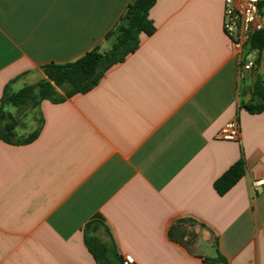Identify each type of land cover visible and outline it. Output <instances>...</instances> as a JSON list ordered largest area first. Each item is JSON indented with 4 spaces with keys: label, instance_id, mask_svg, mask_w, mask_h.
<instances>
[{
    "label": "crops",
    "instance_id": "1",
    "mask_svg": "<svg viewBox=\"0 0 264 264\" xmlns=\"http://www.w3.org/2000/svg\"><path fill=\"white\" fill-rule=\"evenodd\" d=\"M131 1L0 0V105L8 84L46 79L44 65L109 51ZM224 1L156 0L155 31L124 62L85 94L43 100L33 142L0 139V264H97L84 233L97 216L135 264H264V187L251 189L264 179V111L243 107L252 54L231 47ZM234 119L239 140L219 139ZM240 159L244 177L218 195ZM182 219L194 232L175 238Z\"/></svg>",
    "mask_w": 264,
    "mask_h": 264
},
{
    "label": "trees",
    "instance_id": "2",
    "mask_svg": "<svg viewBox=\"0 0 264 264\" xmlns=\"http://www.w3.org/2000/svg\"><path fill=\"white\" fill-rule=\"evenodd\" d=\"M156 0H132L115 27L107 34L113 38V45L109 51L102 52L99 47L88 51L77 60L66 64H47L42 67L46 79L32 85H26L17 92H13L8 84L3 92L0 105V139L8 144L25 145L33 142L40 134L43 118L39 112V105L43 100L54 103L62 102L66 98L77 94H85L93 89L104 74L135 52L140 45L142 34L152 35L155 31L149 12ZM262 8V5H261ZM264 15V8H263ZM248 49L255 55L252 70V100L243 107L251 114H260L264 111V79L260 74L261 53L264 49V30L252 35ZM57 89L64 90L62 96ZM7 107L16 109H37L39 114L38 126L23 139H14L20 120ZM245 175L244 160L234 163L215 183L214 188L218 195L223 196L231 190ZM192 219H182L171 228L175 238L185 235L179 226L193 223ZM104 227L101 217L97 216L85 226V243L97 264H123V257L117 252L114 245L102 242L91 233ZM207 264H227V261L218 254L214 259H206Z\"/></svg>",
    "mask_w": 264,
    "mask_h": 264
},
{
    "label": "built area",
    "instance_id": "3",
    "mask_svg": "<svg viewBox=\"0 0 264 264\" xmlns=\"http://www.w3.org/2000/svg\"><path fill=\"white\" fill-rule=\"evenodd\" d=\"M223 30L229 38L234 51H242L249 43L252 35L264 30V15L260 0H225L223 14ZM253 62L250 59L242 64L240 76L252 70ZM218 138L224 141H238L240 125L234 119L226 123L221 129ZM264 187V179L251 182V189ZM123 264H135L132 255H124Z\"/></svg>",
    "mask_w": 264,
    "mask_h": 264
},
{
    "label": "rangeland",
    "instance_id": "4",
    "mask_svg": "<svg viewBox=\"0 0 264 264\" xmlns=\"http://www.w3.org/2000/svg\"><path fill=\"white\" fill-rule=\"evenodd\" d=\"M64 94V90H61ZM60 93V94H61ZM7 111L12 112L20 120V125L16 132V137L14 139H23L29 135L39 124V114L37 109H16L13 107H7ZM179 229L189 236L194 232V227L190 224H182ZM93 236L99 238L102 242L107 241L108 245H111L110 238L107 235L104 227L98 228L96 231L91 233Z\"/></svg>",
    "mask_w": 264,
    "mask_h": 264
},
{
    "label": "water",
    "instance_id": "5",
    "mask_svg": "<svg viewBox=\"0 0 264 264\" xmlns=\"http://www.w3.org/2000/svg\"><path fill=\"white\" fill-rule=\"evenodd\" d=\"M254 59H255V55L252 54V55H251V61H254ZM254 72H255V70H252V73H254Z\"/></svg>",
    "mask_w": 264,
    "mask_h": 264
}]
</instances>
